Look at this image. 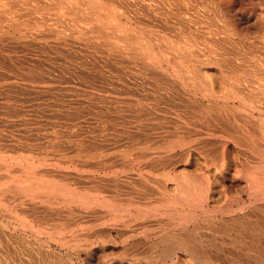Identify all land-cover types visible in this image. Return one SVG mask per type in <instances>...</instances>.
<instances>
[{
    "label": "rangeland",
    "instance_id": "1",
    "mask_svg": "<svg viewBox=\"0 0 264 264\" xmlns=\"http://www.w3.org/2000/svg\"><path fill=\"white\" fill-rule=\"evenodd\" d=\"M234 1L0 0V264L205 263L178 258L168 251L162 238L168 229L162 210L165 195L159 194L162 196L161 191L166 190L169 196H174L175 179H201L207 170L201 168L202 162L196 161L195 152L189 156V151L180 148L177 142L195 126L193 114L187 113L191 110L187 104L195 99L206 100L210 95L225 99L233 94L232 87L236 84L246 91L249 86L246 82L264 81V43L257 36L246 35L247 26L239 20L243 11L246 14L252 11L249 16L254 20L261 6L264 10V0H261L263 5L260 0ZM230 19L246 30L240 37L229 30ZM218 33L224 38L217 37ZM222 47L226 50L229 47L232 53L224 52ZM243 50L249 52L245 53L249 59ZM249 63L253 68L247 67ZM248 74L253 75L252 80ZM241 80L246 81L243 84L246 88ZM205 83L212 85L216 95L223 93V96H216ZM199 84H203L201 89L206 86V93L214 94L197 90ZM225 87H231V91L228 88L224 92ZM231 151L227 155V161L232 164L230 178L237 175L236 180L249 179L250 169L243 164L245 155L238 157ZM187 158L189 163L185 162ZM25 166L27 169L36 166L34 180L26 181ZM232 170L238 171L235 174ZM10 183L15 188L13 194ZM45 183L60 187L57 191L54 188L56 195L53 196L51 185H47L50 194L45 191ZM43 190L48 195L39 197L37 194H43ZM61 190L67 194L78 191L73 195L79 196V200L84 195L87 199L98 196L101 202L97 203L96 199L93 202L97 204L90 207L92 201L86 204L84 197L79 203L74 196L70 207L69 203H63L58 193ZM18 192L20 195H16ZM231 195L237 197L235 193ZM53 198L57 201L54 204ZM222 199L225 197L221 195L223 202ZM262 201L261 207L250 205L239 210L241 221L234 225L253 229L254 232L245 236L246 242L264 251ZM115 211L116 218L112 216ZM56 226L59 232L55 231ZM193 228L191 225L184 233H195ZM176 230L174 227L167 233L176 234ZM56 232L60 233L59 237ZM196 247L206 248L198 243ZM227 263L264 264V253L222 264Z\"/></svg>",
    "mask_w": 264,
    "mask_h": 264
},
{
    "label": "bare ground",
    "instance_id": "2",
    "mask_svg": "<svg viewBox=\"0 0 264 264\" xmlns=\"http://www.w3.org/2000/svg\"><path fill=\"white\" fill-rule=\"evenodd\" d=\"M169 1V0H168ZM186 1V0H185ZM205 1V0H204ZM229 0H227L228 2ZM246 0H244L245 2ZM257 1V0H256ZM175 2V1H174ZM225 2V1H223ZM232 2V1H230ZM229 2V3H230ZM236 3V0L234 1ZM242 2V1H241ZM248 2V1H247ZM252 2H255V0ZM264 2V1H263ZM166 3V2H165ZM178 3V2H177ZM209 3V2H208ZM221 3V2H220ZM250 3V1L248 2ZM257 3V2H256ZM224 4V3H223ZM228 4V3H225ZM232 5V3H230ZM242 4V3H241ZM244 4V3H243ZM252 4V3H251ZM250 4V6H251ZM255 4V3H254ZM252 4V5H254ZM259 3H257L256 5H258ZM262 4V1L260 0V5ZM245 5V4H244ZM263 5V4H262ZM243 6V5H242ZM247 6V5H245ZM236 6H232V8H235ZM239 7V5H238ZM241 7V6H240ZM239 7V8H240ZM259 7V6H258ZM262 7V6H261ZM260 7V12H256L255 16H254V20L250 18L249 14L252 13V11L249 14H246V12L241 13L240 16L241 18L239 19L240 21H244V23L247 26V31L243 30L240 26H238V21L230 19L231 21H229L227 23V26L229 27V30L232 32V35H237L240 37L241 34L245 33L244 31H246V35L247 34H251L252 37L253 36H257L258 39H261V41L264 43V10L263 8L261 9ZM173 8V7H172ZM237 8V7H236ZM239 8H238V12H239ZM252 8V7H250ZM255 8V7H253ZM257 8V6H256ZM194 9V8H193ZM242 9V8H241ZM240 9V10H241ZM244 9V8H243ZM170 10V9H169ZM181 10V9H180ZM192 10V9H191ZM235 10V9H234ZM235 10V12H236ZM196 11V10H195ZM226 11V10H225ZM242 11V10H241ZM246 11V10H245ZM249 11V10H248ZM258 11V10H257ZM219 12V11H218ZM236 12V14L238 13ZM184 13V12H183ZM220 13V12H219ZM224 13V12H222ZM234 13V17L236 18V15ZM186 15V14H185ZM198 15V14H197ZM222 15V14H221ZM224 17L226 18V14L224 13ZM231 15V14H230ZM233 16V15H232ZM183 17V16H182ZM187 17V16H186ZM200 17V16H199ZM229 17V16H227ZM201 19V18H200ZM216 19V18H215ZM193 20V19H192ZM196 20V19H195ZM241 23V22H240ZM244 25V24H243ZM195 26V25H194ZM205 27V26H204ZM244 28V26H243ZM206 29V28H205ZM245 29V28H244ZM210 30V29H209ZM198 31V30H197ZM207 31V30H206ZM216 31V30H215ZM205 32V31H204ZM217 32V31H216ZM219 32V31H218ZM206 33V32H205ZM221 33V32H219ZM219 33L216 35L217 37H221L224 35H219ZM215 34V33H213ZM212 34V35H213ZM198 35V34H197ZM196 35V36H197ZM205 35V34H204ZM208 35V34H207ZM246 35L243 37L245 41H247V39H245ZM250 35V36H251ZM172 36V35H171ZM209 36V35H208ZM207 36V37H208ZM214 36V35H213ZM213 36H209V37H213ZM216 36L213 39H216ZM181 37V36H180ZM249 39V41L251 40V38ZM199 38V37H198ZM201 38V37H200ZM206 38V37H204ZM242 38V39H243ZM255 38V37H254ZM181 39V38H180ZM179 39V40H180ZM209 39V38H208ZM219 39V38H218ZM242 39L240 42H242ZM253 39V38H252ZM212 40V39H211ZM225 40H228L225 39ZM230 40V39H229ZM181 41V40H180ZM207 41V40H205ZM252 41V40H251ZM250 41V42H251ZM255 41L258 42V40L256 39ZM204 42V41H203ZM244 42V41H243ZM260 42V43H262ZM202 43V42H200ZM216 43V40H215ZM227 43V42H226ZM233 43V42H232ZM231 43V44H232ZM249 43V42H248ZM253 43V41H252ZM259 43V44H260ZM213 44V43H212ZM217 44V43H216ZM225 46V42L223 43ZM228 44V43H227ZM251 44V43H250ZM215 45V44H214ZM233 45V44H232ZM254 45V44H253ZM258 45V44H256ZM264 46V44H262ZM261 45V49L262 46ZM208 47L210 46V44L207 45ZM228 46V45H227ZM226 46V47H227ZM243 46V45H242ZM241 46V47H242ZM245 47L249 48L247 46V43H245L244 45ZM243 46V48H244ZM251 46V45H250ZM259 46V45H258ZM255 46L257 50V47ZM180 47V46H179ZM201 47V46H200ZM213 47V45H212ZM218 47V45H217ZM253 48V46H251ZM216 48V47H215ZM224 47H222L223 49ZM229 48V47H228ZM227 48H224L225 51L224 52H231V50H229ZM242 48V49H243ZM251 48V49H252ZM260 48V47H259ZM210 49H212L210 47ZM220 49V48H218ZM240 49V50H242ZM245 49V48H244ZM250 49V50H251ZM197 50V49H196ZM201 50V49H200ZM233 50V49H232ZM236 50V49H235ZM248 50V49H247ZM245 50V51H247ZM254 50V49H252ZM259 50V49H258ZM208 51V50H207ZM212 51L214 53L215 49ZM222 51V52H223ZM243 50L242 53H247ZM251 52V51H250ZM184 53V52H183ZM232 53V52H231ZM249 53V52H248ZM247 53V54H248ZM253 53V52H252ZM255 53V52H254ZM253 53V54H254ZM258 53V52H257ZM262 53V52H261ZM260 53V54H261ZM264 53V52H263ZM243 54V55H244ZM188 55V54H187ZM220 55V54H218ZM215 54V56H218ZM223 55V54H221ZM232 55V54H231ZM258 56V54H256ZM196 56V55H195ZM214 56V55H213ZM214 56V57H215ZM230 56V54H229ZM246 56V54H245ZM197 57V56H196ZM223 57V56H221ZM235 57V56H234ZM246 57H248L249 59V55H247ZM245 57V58H246ZM202 58V57H201ZM200 58V59H201ZM220 58V57H219ZM218 58V60H219ZM224 58V57H223ZM222 58V59H223ZM226 58V57H225ZM230 58H232L230 56ZM258 58H262V57H258ZM264 58V57H263ZM244 59V58H243ZM247 59V58H246ZM156 60V59H155ZM217 60V59H216ZM225 62L227 61V59H223ZM232 59H230L231 61ZM245 60V59H244ZM251 60V57H250ZM261 61V59H259ZM229 61V60H228ZM246 61V60H245ZM172 62V61H171ZM202 62V61H201ZM200 62V64H201ZM233 62V61H231ZM250 62V61H249ZM263 62V60H262ZM157 63V62H156ZM222 63V62H221ZM220 63V64H221ZM236 63V59L234 61V64ZM247 63V62H245ZM260 63V62H259ZM151 64V63H150ZM217 64V63H216ZM226 64V63H225ZM239 64V63H238ZM250 64V63H249ZM248 64V65H249ZM264 64V62H263ZM211 65V64H210ZM224 65V64H223ZM222 65V66H223ZM229 65V64H227ZM199 66V65H198ZM247 66V65H246ZM252 67V64H250L247 67ZM206 67V66H205ZM232 67V66H231ZM261 67H263L261 65ZM203 68V67H202ZM235 68V67H234ZM239 69V67H237ZM253 68V67H252ZM249 69V68H248ZM246 69V70H248ZM251 69V68H250ZM236 70V68H235ZM244 70V69H243ZM243 74V73H242ZM250 75V74H248ZM248 75H242L248 78ZM250 75L249 77L251 78ZM249 78V79H250ZM253 78V77H252ZM252 78L250 80H252ZM237 79V77H236ZM248 79V81H249ZM246 80V79H245ZM264 80V78H263ZM238 81V79L236 80ZM254 81V79H253ZM256 81V80H255ZM249 82L250 84H248V82H246L247 85H249L247 88L244 86L245 82L243 83L242 80L240 81V83H242V85L246 88H243L244 91H242L240 88V86L238 84H236V86L233 88L232 87V95L230 97L228 96V98L226 97L225 99H220L217 97H213L214 95H210L208 91L207 93L212 96L210 99L208 96V99L204 100L203 99H195L194 101L192 100L190 103H188L187 101V105L191 108V110H189V112H187L188 114L191 113L193 114V125L195 126H191L193 127L191 130H189L188 132L182 134L183 136L178 139V143L180 148H185L187 149V151H189V156L192 154V152H195L196 154V161L199 160L201 163V168L204 166V169H207L206 172L203 173V176L201 179H198L197 177H189V179L187 178V180L182 181L179 179H175V195L174 196H169L168 192L166 190L161 191L160 188H156L155 186V190L160 189V191L163 193V195L161 196V194H159L160 191H158V194L160 195V197H164L162 199H164V207L163 209L161 208V204L163 202H160V206L158 209H162L163 210V214H165L167 220L165 221V225L167 226V228L169 229V231L174 227H177V233L175 234L174 232L172 233H167L164 235L163 234V240L166 242L167 244V249L168 251L174 255L177 256L178 258H189V259H193V260H198V261H202L208 264H222L223 262H229L232 260H237V259H241L245 256L248 257H258V256H262V254L264 253V251H261L258 247L256 246H248L247 244V240L245 239V236H247L248 234H250L251 232H254L253 229L251 228H244V227H237L235 226V222L241 221V215L242 213L239 210H245L246 207H250V205H255L256 207L263 205L260 204V202L262 200H264V81L261 82ZM232 83V82H231ZM206 84V83H205ZM204 84V85H205ZM208 84V83H207ZM206 84V86H207ZM211 84V83H210ZM256 84V85H255ZM203 85V84H202ZM202 85H196L198 87L197 90L200 89V91L202 90V92H205V87L203 89H201L203 86ZM209 85V84H208ZM234 85V84H233ZM241 85V84H240ZM246 85V86H247ZM195 86V85H194ZM210 86V85H209ZM207 87L208 90L210 87ZM214 86V84H213ZM231 86V85H229ZM196 88V87H194ZM213 88V87H212ZM211 88V89H212ZM217 88V87H216ZM228 88H230L231 91V87H225L224 90H229ZM204 90V91H203ZM226 90V91H227ZM195 91V90H194ZM207 91V90H206ZM214 93L216 92L213 88ZM222 91V89H221ZM224 91V92H226ZM218 92V91H217ZM241 92L244 94L241 95ZM206 93V95H208ZM211 93V92H210ZM211 93V94H214ZM222 94L221 96H223V93H219ZM218 94V95H219ZM204 95V96H206ZM216 95V93H215ZM216 95V96H218ZM226 96V95H225ZM224 96V97H225ZM194 97V96H193ZM220 97V95L218 96ZM198 98V97H197ZM206 98V97H205ZM214 98V99H213ZM207 101V102H206ZM170 102V101H169ZM183 103V105L185 104ZM171 104V102H170ZM173 106H174V102H172ZM177 105V104H175ZM170 106V105H169ZM187 106V107H188ZM186 107V108H187ZM153 108V107H152ZM157 108V107H156ZM169 109V108H168ZM156 110V109H155ZM154 110V111H155ZM161 110V109H160ZM176 110V109H175ZM158 111V110H157ZM163 111V110H162ZM174 112V111H173ZM186 112V111H185ZM156 113V112H155ZM159 113V112H158ZM180 113V112H178ZM162 114V113H161ZM171 114V113H170ZM190 114V115H191ZM153 116V114H152ZM179 116H183L180 115ZM185 116V115H184ZM192 116V115H191ZM187 117V114H186ZM155 118V117H154ZM190 118H186L187 121H189ZM185 119V121H186ZM155 120V119H154ZM184 121V122H185ZM191 121V120H190ZM186 123V122H185ZM189 123V122H188ZM192 125V123H190ZM190 124L188 126V128H190ZM185 130V129H184ZM181 132V131H180ZM184 132V131H183ZM184 149V151L186 152V150ZM183 150V149H181ZM232 150V151H231ZM183 151V153H184ZM229 151L234 152L233 155L236 156H240L241 154L245 155L244 157V163L247 167V169H250V177L247 180H243V179H237L236 180V176H235V172L234 171V178H230L231 175V165L229 163V161H227V155L229 153ZM154 153V152H153ZM182 153V154H183ZM188 155V154H187ZM186 155V157H187ZM194 155V154H193ZM152 156H154L152 154ZM158 156V155H157ZM156 156V157H157ZM188 156V157H189ZM184 158V157H183ZM252 158H256L257 161L254 162V160ZM185 159V158H184ZM235 159V158H234ZM190 159L187 158V160L185 162L189 163ZM229 160V158H228ZM156 161V160H155ZM192 161V160H191ZM239 161V160H238ZM243 161V160H241ZM153 162V161H152ZM198 162V161H197ZM30 164V163H29ZM153 164V163H152ZM191 164V162H190ZM190 164H188L189 166H191ZM235 164V163H234ZM237 164V163H236ZM194 165V164H193ZM21 166V165H20ZM27 166H25V172H26V178L28 181H32L36 178V166H31L28 169L26 168ZM61 168V167H60ZM233 168V167H232ZM15 169V168H14ZM27 169V170H26ZM54 169V167L52 168ZM237 169V167H236ZM241 170V168H239ZM244 169V168H243ZM246 169V170H247ZM12 170V169H11ZM21 171L23 172L24 169L21 168ZM20 171V172H21ZM48 171V170H47ZM50 171V170H49ZM48 171V172H49ZM205 171V170H203ZM244 171V170H243ZM248 171V170H247ZM14 172V171H12ZM17 172V170H16ZM63 173V172H62ZM244 173V172H243ZM80 174V173H79ZM91 174V173H90ZM23 175V173H22ZM39 175V174H38ZM87 175V174H86ZM44 176V175H42ZM12 177V176H9ZM17 177V175H16ZM20 177V176H19ZM188 177V176H187ZM18 178V177H17ZM16 178V180L18 181V179ZM21 178V177H20ZM171 178V177H170ZM197 178V179H196ZM51 179L53 180V178L51 177ZM25 180V178H24ZM46 180V179H45ZM50 180V179H49ZM48 180V183H49ZM51 180V181H52ZM154 180V179H153ZM36 182V181H35ZM34 182V183H35ZM47 182V181H46ZM56 182V181H55ZM156 182L157 181H153ZM22 183V182H21ZM40 183V182H38ZM44 184L45 187L47 185H51L52 187V194L57 193V192H53L54 188L56 187V191L58 190L57 188L60 189V187H57L56 185H52V184ZM58 183V182H57ZM14 184V183H13ZM16 184V183H15ZM20 184V183H19ZM23 184V183H22ZM28 184V183H27ZM37 184V183H36ZM54 184V183H53ZM56 184V183H55ZM62 186V183H60ZM8 185H12L11 183ZM7 185V187L9 188V186ZM25 185V184H24ZM32 185V184H31ZM41 184L36 185L37 187L40 186ZM43 185V188H44ZM58 185V184H57ZM154 185V184H153ZM14 185H12L11 187H13ZM18 186V185H17ZM22 186V185H21ZM35 186V185H34ZM35 186V188H37ZM42 186V185H41ZM40 186V189L42 188ZM54 186V187H53ZM16 187V185H15ZM20 187V185L18 186ZM31 188V186H29ZM50 187V186H49ZM50 187V188H51ZM67 187V186H66ZM158 187V186H157ZM7 188V192H11L8 191L10 190V188ZM14 188V187H13ZM21 188V187H20ZM48 186L45 189V191H47L50 194V190H47ZM74 188V187H73ZM72 188V189H73ZM18 189V188H17ZM39 189V188H38ZM65 189V188H64ZM153 188H151L152 190ZM13 190L12 189V194H13ZM21 190V189H20ZM26 190V189H25ZM42 190V189H41ZM63 190V188H62ZM61 190L62 193H64ZM70 191V189H68ZM75 190V188H74ZM23 191V189H22ZM37 191V190H36ZM39 191V190H38ZM43 190V194H37L39 197H43L46 192ZM66 191V190H64ZM72 191V190H71ZM154 191L153 192H156ZM6 192V191H5ZM17 192V190H16ZM25 192V191H23ZM75 192V194H78L76 191H73L72 194L68 192L64 193L65 195H62V193H60L58 191L59 194H61L62 199L64 200L63 203H69V206H71L70 203H72V200H75L76 196V200L77 202H79L80 200L84 199V197L79 200V196L77 195H73V193ZM160 192V193H161ZM8 193V194H9ZM41 193V192H40ZM89 193V192H88ZM152 193V191H151ZM166 193V194H164ZM232 193H235V195L237 197H232ZM12 194L10 196H12ZM53 194V196H54ZM85 194V193H84ZM157 194V195H158ZM230 194V195H229ZM15 195V194H14ZM16 195H20L19 192L18 194L16 193ZM23 195V194H22ZM48 195V194H47ZM45 195V196H47ZM56 195V194H55ZM69 195V196H68ZM87 195V194H86ZM107 195V194H106ZM155 194H151V196H153L154 199H156L157 197L154 196ZM221 195L223 197H225V200H223V202L220 200L221 199ZM7 196V194H6ZM60 196V195H59ZM60 196V197H61ZM66 197L65 199L67 200L65 202V199L63 198ZM88 196V195H87ZM105 196V195H104ZM230 196V197H228ZM18 197V196H17ZM37 197V196H36ZM35 197V198H36ZM52 196H50L51 198ZM91 197V196H90ZM93 197V196H92ZM91 197V198H92ZM156 197V198H155ZM14 198V197H13ZM12 198V200H13ZM46 198V197H45ZM56 199V197H54ZM51 199L54 200V202L56 201L55 199ZM58 198V196H57ZM91 198H86L85 197V202L86 201H92L91 203H87L88 205L91 204L92 206L94 204L99 203L100 200H98V196ZM11 199V198H10ZM34 199V198H33ZM37 199V198H36ZM48 199V198H47ZM60 199V200H59ZM57 200H59L58 202L61 201V198H59ZM97 199V203L93 202L96 201ZM113 199V198H112ZM154 199H152L154 201ZM159 199V198H158ZM161 199V201H162ZM50 200V199H49ZM46 200V201H49ZM114 200V199H113ZM160 200V199H159ZM25 201V200H24ZM35 201V199H34ZM41 201V200H40ZM50 201V202H51ZM71 201V202H69ZM83 201V200H82ZM134 201V200H133ZM157 200L154 201V203ZM219 201L222 202V205L220 204L219 206ZM39 202V201H38ZM57 202V201H56ZM76 202V203H77ZM101 202V201H100ZM263 202V201H262ZM33 203V202H32ZM46 203V202H45ZM61 203V202H60ZM59 203V204H60ZM81 203V202H79ZM107 203V202H106ZM105 202H103V204H106ZM35 204V203H34ZM73 204V203H72ZM85 204V203H84ZM85 204V205H86ZM101 204V203H100ZM135 204V203H134ZM152 204V203H151ZM260 204V205H259ZM9 205V204H8ZM38 205V204H37ZM40 205V204H39ZM68 205V204H66ZM85 205H83L84 207H86ZM113 205V204H112ZM218 205V206H217ZM11 206V205H10ZM43 206V205H42ZM115 206V205H114ZM157 206V205H156ZM237 206V207H236ZM12 207V206H11ZM47 207V206H46ZM62 207V206H61ZM153 207V206H152ZM52 208V207H51ZM54 208V207H53ZM66 208V207H65ZM96 208V207H95ZM117 208V206H116ZM32 209V208H31ZM69 209V208H68ZM98 209V208H97ZM139 209V207H138ZM156 209V207L154 208V210ZM156 209V210H158ZM160 209V212H161ZM247 209V208H246ZM24 210V209H23ZM29 210V209H28ZM27 210V211H28ZM75 210V209H74ZM73 210V211H74ZM85 210V209H84ZM134 210V209H133ZM51 211V210H50ZM145 211V210H144ZM159 211V210H158ZM249 211V210H248ZM71 212V211H70ZM88 212V211H87ZM104 212V211H102ZM101 212V214H103ZM109 212V211H108ZM111 212V211H110ZM129 213H131L133 215L132 212L127 211ZM134 212V211H133ZM43 213V212H42ZM73 213V212H72ZM106 213V210L104 212V214ZM114 212H112V216L118 215L115 211L116 214H113ZM149 213V212H148ZM252 213V212H251ZM74 214V213H73ZM108 214V213H107ZM162 214V212L160 213ZM249 214V213H248ZM12 215V214H11ZM44 215V214H43ZM80 215V214H79ZM92 215V214H91ZM95 215V214H94ZM98 215V214H96ZM100 215V214H99ZM152 215V212H151ZM155 215V214H154ZM158 215V214H157ZM72 216V215H70ZM110 216V214H109ZM112 216L110 217L112 219ZM130 216V215H129ZM139 216V214H138ZM78 217V216H77ZM95 217V216H94ZM101 217V216H99ZM97 217V218H99ZM114 217V216H113ZM119 217V216H118ZM141 217V216H140ZM156 215L154 216L153 219H155ZM162 217V218H163ZM22 218V217H21ZM24 218V217H23ZM72 218V217H69ZM151 218V217H150ZM164 218V219H166ZM81 219V218H80ZM96 219V218H95ZM105 219V218H104ZM114 219V218H113ZM120 219V218H119ZM133 219V218H131ZM130 219V220H131ZM158 219V218H157ZM26 220V219H25ZM46 220V219H45ZM54 220V219H53ZM102 220V219H100ZM117 220V219H116ZM115 220V221H116ZM122 220V219H121ZM152 220V219H151ZM27 221V220H26ZM82 221V220H81ZM90 221V220H89ZM106 221V220H104ZM111 221V220H110ZM125 221V220H124ZM159 221V220H158ZM232 221V222H231ZM263 221V220H262ZM261 221V222H262ZM24 222V221H22ZM21 222V223H22ZM129 222V221H128ZM127 222V223H128ZM132 222V221H131ZM247 222V221H246ZM65 223V222H64ZM106 223V222H105ZM113 223V222H112ZM126 223V221H125ZM154 224L156 222H153ZM264 223V222H263ZM28 224V223H27ZM77 224V222H76ZM83 224V223H82ZM122 224V223H121ZM129 224V223H128ZM158 225L161 223H157ZM233 224V225H232ZM256 224V223H255ZM44 225V224H43ZM84 225V224H83ZM107 225V224H106ZM105 225V226H106ZM127 225V224H126ZM152 225V224H151ZM163 225V224H162ZM194 226L193 230L195 233L192 232V234H189V232H185V230L189 229L190 226ZM23 226V225H22ZM28 226V225H27ZM30 226V225H29ZM66 226V225H63ZM70 226V225H69ZM68 226V227H69ZM26 227V226H25ZM58 226L55 227V229ZM66 227V228H68ZM88 226L86 225L85 229ZM132 227V226H131ZM152 227V226H151ZM160 227V226H159ZM246 227V226H245ZM264 227V226H263ZM83 228V227H82ZM171 228V229H170ZM39 229V228H38ZM37 229V230H38ZM54 229V230H55ZM59 229V228H58ZM56 229L55 231H60V229L58 230ZM81 229V228H80ZM89 229V228H88ZM92 229V228H91ZM89 229V230H91ZM159 229V228H158ZM49 230V229H48ZM68 230V229H67ZM70 230V229H69ZM84 229H82L83 231ZM87 230V229H86ZM88 230V231H89ZM127 230V228H126ZM165 230V228L163 229ZM72 231V230H71ZM74 231V230H73ZM85 231V230H84ZM87 231V232H88ZM93 231V230H92ZM42 232V231H41ZM44 232V231H43ZM50 232V231H48ZM78 232V231H76ZM81 232V231H80ZM96 232V231H95ZM57 233V232H56ZM61 233H64V230H61ZM72 233V232H71ZM90 234V231L88 232ZM86 233V234H88ZM159 234L160 237V233L157 232ZM156 233V236H157ZM162 233V232H161ZM165 233V232H163ZM58 234V235H57ZM56 235L59 237L60 233H57ZM77 234V233H76ZM83 234V233H82ZM93 234V233H92ZM97 234V233H96ZM133 234V233H132ZM185 234V235H184ZM74 232H73V236H74ZM124 235V234H123ZM135 235V234H134ZM259 235V234H258ZM262 235V234H260ZM46 236V235H45ZM48 236V235H47ZM51 236V235H49ZM54 236V235H53ZM62 236V235H61ZM84 236V235H83ZM87 236V235H86ZM84 236V238L86 237ZM92 236V235H90ZM116 236V235H115ZM185 236V237H184ZM64 237V234H63ZM66 237V236H65ZM88 237V236H87ZM114 237V236H113ZM118 237V236H117ZM121 237V236H119ZM248 237V236H247ZM251 237V236H249ZM261 237V236H260ZM49 238V237H48ZM51 238V237H50ZM62 238V237H61ZM77 238V237H76ZM79 238V237H78ZM60 239V238H59ZM58 239V240H59ZM264 239V237H263ZM49 240V239H48ZM51 240V239H50ZM65 240V239H64ZM77 240V239H76ZM162 240V239H161ZM252 240H254L252 238ZM259 240V239H258ZM47 241V240H46ZM56 241V239H55ZM53 242V241H52ZM164 242V244H165ZM263 244V241H261ZM201 244V245H205V249H199L196 247V245ZM256 243V241H255ZM259 242H257L258 244ZM249 244L251 245V243L249 242ZM254 244V243H253ZM261 244V243H260ZM261 244V246H262ZM259 246V247H261ZM181 254H177V253ZM91 256V255H90ZM169 256V255H168ZM176 257V258H177ZM171 258V257H170ZM247 259V258H246ZM178 260V259H177ZM256 260V259H255ZM244 261V260H243ZM187 263V262H186ZM198 263V262H197ZM204 263V264H205ZM236 263V262H235ZM191 264V263H189ZM228 264V263H227ZM230 264V263H229Z\"/></svg>",
    "mask_w": 264,
    "mask_h": 264
}]
</instances>
